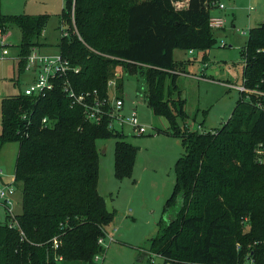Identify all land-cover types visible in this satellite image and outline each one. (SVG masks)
Listing matches in <instances>:
<instances>
[{
  "label": "trees",
  "instance_id": "obj_1",
  "mask_svg": "<svg viewBox=\"0 0 264 264\" xmlns=\"http://www.w3.org/2000/svg\"><path fill=\"white\" fill-rule=\"evenodd\" d=\"M217 1H66L59 28L63 25L69 35L61 37L59 53L80 71L57 78L54 89L43 95L20 92L1 102L0 144L19 145L15 188L21 187L22 211L7 212L0 222V264H95V256L106 252L98 241L116 212L107 210L98 190L97 142L116 141L115 170L121 180L131 176L137 149L111 125L109 104L101 123L90 122L83 107L71 106L63 86L68 82L77 95L89 93L90 102L94 92L107 100L108 82L118 67L144 75L148 105L169 123L167 130L157 131L180 139L185 151L150 251L167 264H240L248 252L262 262L264 163L257 149L264 143V22L249 30L241 51L243 86L258 93L241 92L220 129H189L177 86L184 64L174 52H207L217 43L210 26ZM50 18L6 15L0 7L2 35L11 26L22 33L20 71L40 46ZM167 78L171 88L166 93ZM122 87L117 78V89ZM45 118L54 127H44Z\"/></svg>",
  "mask_w": 264,
  "mask_h": 264
},
{
  "label": "rangeland",
  "instance_id": "obj_2",
  "mask_svg": "<svg viewBox=\"0 0 264 264\" xmlns=\"http://www.w3.org/2000/svg\"><path fill=\"white\" fill-rule=\"evenodd\" d=\"M42 2L50 6H44ZM58 2L0 0V7L6 15L50 14V21L38 39V52L42 55H56L62 37L59 28L62 8L52 5ZM220 4L225 8H219ZM214 5L212 16L222 17L225 28L214 30L217 43L206 52V61L195 59L197 54L192 55L187 51L174 52L175 60L184 64L177 71V86L185 100L184 110L188 116L186 124L189 129L200 132L220 129L230 119L241 98L237 88L243 86L244 60L241 51L247 44L252 25L257 23L259 15L264 14V0H218ZM7 34L5 48L9 50V55L0 58V134L2 100L23 92L35 80L32 71H20L19 68L20 29L11 26ZM116 73L123 87L120 91L117 87H110L109 96L113 101L115 96L124 100L120 115L125 123L121 126L116 121L114 126L124 133L125 140L137 152L131 176L121 180L115 170L116 141L110 139L97 142L100 154L98 190L106 200L111 201L116 212L113 222L106 227V234L113 237L114 242L106 248L100 264H167L162 256L150 251L151 241L160 231L164 206L176 182V163L185 153L184 147L180 139L157 131L167 130L169 123L164 117L156 116L148 105L144 75H130L123 67H118ZM169 88L171 79L167 78L166 93ZM175 95L177 97L178 93ZM134 111L139 125L146 128L143 135L136 134L127 123ZM18 151V143L0 144V180L3 185L15 180ZM21 203L22 192L19 187L13 196L11 216L21 213ZM5 214L6 209L0 199V222L5 221ZM106 242L109 244L108 240Z\"/></svg>",
  "mask_w": 264,
  "mask_h": 264
},
{
  "label": "built area",
  "instance_id": "obj_3",
  "mask_svg": "<svg viewBox=\"0 0 264 264\" xmlns=\"http://www.w3.org/2000/svg\"><path fill=\"white\" fill-rule=\"evenodd\" d=\"M219 8L224 9L225 6L223 4L218 5ZM72 18L74 21V10L72 12ZM210 26L215 29H222L225 27V20L222 17H214L212 16L210 19ZM61 32L62 37H66L69 35V33L66 31L65 27L61 26ZM76 32V31H75ZM77 33V32H76ZM5 35H2L0 31V49H1V55L0 58L4 59L6 56L9 55V50L5 48L7 45L5 43ZM26 70L32 71L35 75V80L32 85L29 87H26L23 91V93L27 96H40L46 93V91L53 90L55 87L54 80H56L59 77H62L64 75H68L71 71H74L78 73L80 71L79 68H74L71 66L70 62L65 59L60 53L56 55H42L38 52L37 49H34L31 55L28 57V62L26 66ZM118 74H115V78H112L108 82V88L110 87H117V78ZM64 91L67 94V97L71 100V106H81L85 110L86 118L90 122L94 123H101L103 116L105 115L104 106L106 104H109L112 108L111 111V118L113 119L111 122V125L113 127L114 123L118 121L121 126L124 125V118L122 115H120V112L122 111L124 107V100L118 98L115 96L114 101L110 99L109 96V89H108V98L107 100H100L94 92V98L93 101L90 102L88 99L90 98V94H84V95H77L73 88L70 86V84L67 82L64 84ZM240 92H245L248 94H255L258 93L256 90H250L245 88L244 86L237 88ZM260 107H262L259 104ZM25 118V116H24ZM130 124V126L133 128V130L138 135H143L146 133V128L143 126H140L137 120V116L135 111L132 114V118L129 119L127 122ZM55 122L52 120H49L48 118L43 119V126L52 128L54 127ZM257 155L259 158V161L261 163H264V143L260 144L257 149ZM16 188H15V180L7 185H3V182L0 180V199L2 200V204L4 207H6L7 212L10 214L12 213V205H13V196L15 195ZM109 244H107V241ZM99 244L104 248L106 251V248L108 245L114 242L113 237H108L107 234H105V237H102L99 239ZM55 245L57 247V241H55ZM238 250L241 248L238 245ZM103 253L98 254L95 256L94 261L95 264H100ZM257 255L254 252H248L245 256V259L240 264H264V256L263 260L260 263L257 259Z\"/></svg>",
  "mask_w": 264,
  "mask_h": 264
},
{
  "label": "crops",
  "instance_id": "obj_4",
  "mask_svg": "<svg viewBox=\"0 0 264 264\" xmlns=\"http://www.w3.org/2000/svg\"><path fill=\"white\" fill-rule=\"evenodd\" d=\"M58 1H60V2H58V3H56V4H54V5H52V6H61V8H62V11H63V9H64V7L66 6V1L67 0H58ZM43 3V2H42ZM44 4V6H50L48 3H43ZM251 11H253V8H251L250 9ZM61 11V12H62ZM32 14V13H31ZM31 14H29V15H31ZM46 14V13H45ZM61 14V13H60ZM264 22V14H262V15H259V19H258V21H257V23H255L254 25H252L253 27H256V26H258L259 24H261V23H263ZM253 27H251V28H253ZM225 28V27H224ZM223 29V28H222ZM8 36V34H6L4 37L6 38ZM37 50H40V48H37ZM188 53H190V54H192V55H196L197 54V56L195 57V59H198V58H201L202 59V62H205L206 61V58H208L207 57V55H206V52H197V51H190V52H188ZM199 53L201 54V56L199 55ZM14 181V180H13ZM112 208H113V206H112ZM5 209H6V207H5ZM114 209V208H113ZM6 213H7V210H6ZM17 215V214H16ZM5 218H6V214H5Z\"/></svg>",
  "mask_w": 264,
  "mask_h": 264
},
{
  "label": "water",
  "instance_id": "obj_5",
  "mask_svg": "<svg viewBox=\"0 0 264 264\" xmlns=\"http://www.w3.org/2000/svg\"><path fill=\"white\" fill-rule=\"evenodd\" d=\"M105 201H106V208H107V210H108L110 213H112V212L114 211V209L112 208L111 201L106 200V199H105Z\"/></svg>",
  "mask_w": 264,
  "mask_h": 264
}]
</instances>
